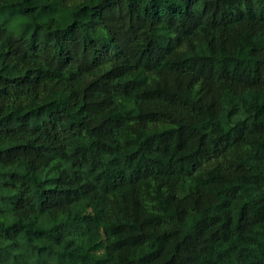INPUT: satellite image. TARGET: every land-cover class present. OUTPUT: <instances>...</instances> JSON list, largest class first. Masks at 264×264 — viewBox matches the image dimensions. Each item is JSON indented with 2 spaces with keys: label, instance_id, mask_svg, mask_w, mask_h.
<instances>
[{
  "label": "trees",
  "instance_id": "1",
  "mask_svg": "<svg viewBox=\"0 0 264 264\" xmlns=\"http://www.w3.org/2000/svg\"><path fill=\"white\" fill-rule=\"evenodd\" d=\"M0 264H264V0H0Z\"/></svg>",
  "mask_w": 264,
  "mask_h": 264
}]
</instances>
